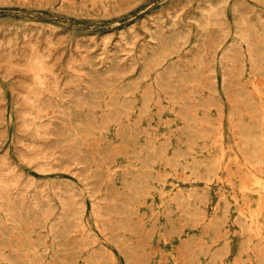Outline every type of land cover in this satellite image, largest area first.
Wrapping results in <instances>:
<instances>
[{
    "label": "rangeland",
    "instance_id": "374dc122",
    "mask_svg": "<svg viewBox=\"0 0 264 264\" xmlns=\"http://www.w3.org/2000/svg\"><path fill=\"white\" fill-rule=\"evenodd\" d=\"M263 75L264 0H0V264H264Z\"/></svg>",
    "mask_w": 264,
    "mask_h": 264
},
{
    "label": "bare ground",
    "instance_id": "6f19581e",
    "mask_svg": "<svg viewBox=\"0 0 264 264\" xmlns=\"http://www.w3.org/2000/svg\"><path fill=\"white\" fill-rule=\"evenodd\" d=\"M263 76H264V75H263ZM260 97H261V96H260ZM245 112H247V111H245ZM249 113H250V112H249ZM253 113H254V112H252V114H253ZM244 114H245V113H244ZM247 114H248V113H247ZM255 114H256V113H255ZM259 114H260V113H259ZM245 115H246V114H245ZM250 115H251V114H250ZM253 115H254V114H253ZM257 115H258V114H257ZM251 116H252V115H251ZM251 116H250V117H251ZM262 116H263V115H262ZM255 117H256V116H255ZM247 118H249V117H247ZM252 118H253V117H252ZM252 118H251V119H252ZM249 119H250V118H249ZM256 119H258V118H255V119H254L255 122H256ZM263 119H264V118H263ZM248 121H249V120H248ZM252 121H253V119H252ZM257 122H258V121H257ZM259 123H260V122H259ZM255 124H256V123H255ZM257 124H258V123H257ZM262 124H263V122L261 123V125H262ZM261 129H263V128L261 127ZM261 132H262V131H261ZM259 138H260V137H259ZM263 142H264V141H263ZM263 142H262V143H263ZM221 148H222V147H221ZM162 149H163V148H162ZM262 149H263V147H262ZM219 150H220V149H219ZM224 150H225V149H224ZM224 150H223V151H224ZM151 151H152V150H151ZM153 151H154V150H153ZM158 151H159V150H158ZM162 151H163V150H162ZM220 151H221V150H220ZM262 152H263V151H262ZM155 154H156V153H155ZM157 154H158V153H157ZM159 154H160V153H159ZM153 155H154V154H153ZM161 155H162V154H161ZM223 155H224V153H223ZM148 156H149V155H148ZM158 156H159V155H158ZM218 156H219V155H218ZM152 157H153V156H152ZM155 157H156V155H155ZM155 157H154V159H155ZM159 157H160V156H159ZM144 158H146V156H145ZM150 158H151V156H150ZM157 158H158V157H157ZM157 158H156V159H157ZM138 159H139V158H138ZM140 159H141V158H140ZM147 159H149V158H147ZM156 159H155V160H156ZM145 160H146V159H145ZM145 160H144V161H145ZM155 160H154V161H155ZM162 160H163V159H162ZM262 160H263V159H262ZM139 161H140V160H139ZM150 161H151V160H150ZM154 161H153V162H154ZM159 161H160V160H159ZM140 162H141V161H140ZM147 162H148V161H146V163H147ZM155 162H156V161H155ZM166 162H168V161H166ZM121 163H122V162H121ZM141 163H142V162H141ZM160 163H161V162H160ZM164 163H165V162H164ZM171 163H172V162H171ZM177 163H178V162H177ZM119 164H120V163H119ZM148 164H149V163H148ZM150 164H151V163H150ZM155 164H156V163H155ZM158 164H159V163H158ZM162 164H163V163H162ZM168 164H169V163H168ZM174 164H175V163H174ZM219 165H220V164H219ZM140 166H141V165H140ZM150 166H151V165H150ZM163 166H164V165H163ZM165 166H166V165H165ZM199 166H200V165H199ZM260 166H261V165H260ZM262 166H263V165H262ZM156 167H157V166H156ZM167 167H168V166H167ZM169 167H170V166H169ZM144 168H145V167H144ZM144 168H143V169H144ZM164 168H165V167H164ZM171 168H172V167H171ZM186 168H187V167H186ZM188 168H190V166H189ZM197 168H198V167H197ZM260 168H261V167H260ZM260 168H259V169H260ZM143 169H142V170H143ZM153 169H154V167H153ZM169 169H170V168H169ZM173 169H175V166H174ZM176 169H177V168H176ZM179 169H180V168H179ZM220 169H221V168H220ZM263 169H264V168H263ZM114 170H115V169H114ZM161 170H162V169H161ZM184 170H186V169H184ZM190 170H191V169H190ZM196 170H197V169H196ZM198 170H199V168H198ZM198 170H197V172H198ZM146 171H147V170H146ZM157 171H158V170H157ZM169 171H170V170H169ZM169 171H168V172H169ZM172 171H173V170H172ZM211 171H212V170H211ZM249 171H250V170H249ZM249 171H248V172H249ZM143 172H144V170H143ZM143 172H142V173H143ZM153 172H154V171H153ZM153 172H152V173H153ZM161 172H162V171H161ZM166 172H167V171H166ZM184 172H185V171H184ZM194 172H195V171H194ZM221 172H222V171H221ZM250 172H251V171H250ZM163 173H164V172H163ZM173 173H174V172H173ZM181 173H183V172H181ZM198 173H199V172H198ZM204 173H206V172H204ZM211 173H212V172H211ZM257 173L259 174L258 171H257ZM144 174H145V173H144ZM175 174H176V172H175ZM175 174H174V175H175ZM177 174L179 175V173H177ZM199 174H200V173H199ZM166 175H169V174L166 173ZM181 175H182V174H181ZM189 175H191V174H189ZM202 175H203V174H202ZM206 175H207V174H206ZM246 175H247V174H246ZM163 176H164V175H163ZM172 176H173V175H172ZM250 176H251V175H250ZM263 176H264V172H263ZM157 177H158V175H157ZM159 177H160V175H159ZM161 177H162V176H161ZM165 177H168V176H165ZM169 177H170V176H169ZM184 177H185V176H184ZM186 177H187V175H186ZM186 177H185V179H186ZM190 177H191V176H190ZM195 177H197V176H195ZM222 177H223V176H222ZM224 177H225V176H224ZM247 177H249V175H247ZM193 178H194V177H193ZM252 178H253V177H252ZM159 179H160V178H159ZM245 179H246V178H245ZM258 179H259V178H258ZM162 180H163V179H162ZM175 180H176V179H175ZM183 180H184V179H183ZM183 180H182V181H183ZM203 180H204V179H203ZM221 180H222V179H221ZM236 180H237V179H236ZM240 180H242V179H240ZM260 180H261V179H260ZM263 180H264V179H263ZM155 181H156V180H155ZM158 181H159V180H158ZM165 181H166V180H165ZM179 181H180V179H179ZM191 181H192V180H191ZM212 181H213V180H212ZM212 181H211V182H212ZM254 181H255V180H254ZM188 182H190V181H188ZM222 182H223V181H222ZM233 182H234V181H233ZM209 183H210V182H209ZM224 183H225V182H224ZM228 183H229V182H228ZM241 183H242V182H241ZM245 183H246V182H245ZM245 183H243V184H245ZM252 183H253V182H252ZM252 183H251V184H252ZM156 184H157V183H156ZM166 184H167V183H165V185H166ZM220 184H221V182H220ZM239 184H240V183H239ZM254 184H255V183H254ZM254 184H253V185H254ZM149 185H150V184H149ZM161 185H162V184H161ZM163 185H164V184H163ZM169 185H170V183H169ZM213 185H215V183H214ZM217 185H218V184H217ZM221 185H223V184H221ZM236 185H237V184H236ZM256 185H257V184H256ZM145 186H146V185H145ZM172 186H173V185H172ZM241 186H242V185H241ZM157 187H158V186H157ZM181 187H182V186H181ZM183 187H184V186H183ZM196 187H197V186H196ZM208 187H209V186H208ZM258 187H261V190H262V186H258ZM144 188H145V187H144ZM152 188H153V187H152ZM152 188H150V189H152ZM178 188H179V187H178ZM187 188H188V187H187ZM187 188H186V189H187ZM189 188H190V187H189ZM189 188H188V189H189ZM209 188H210V187H209ZM216 188H218V187H216ZM245 188H246V187H245ZM251 188H252V187H251ZM186 189H185V190H186ZM190 189H191V188H190ZM192 189H193V188H192ZM202 189H203V188H202ZM221 189H222V188H221ZM230 189H232V188H230ZM242 189H243V188H242ZM147 190H148V189H147ZM204 190H205V189H204ZM218 190H219V189H218ZM243 190H244V189H243ZM246 190H248V188H247ZM259 190H260V188H259ZM190 191H191V190H190ZM219 191H220V190H219ZM222 191H223V190H222ZM231 191H232V190H231ZM239 191H240V189H239ZM239 191H238V192H239ZM241 191H242V190H241ZM241 191H240V192H241ZM249 191H251V189H250ZM252 191H253V190H252ZM252 191H251V192H252ZM262 191H263V190H262ZM147 192H148V191H147ZM157 192H158V191H157ZM209 192H210V191H209ZM227 192H228V191H227ZM251 192H250V193H251ZM152 193H153V192H152ZM152 193H151V194H152ZM183 193H184V192H183ZM183 193H182V194H183ZM221 193H222V192H221ZM254 193H255V192H254ZM151 194H150V197H151ZM153 194L155 195V193H153ZM184 194H185V193H184ZM214 194H215V192H214ZM257 194H259V193L257 192ZM215 195H216V194H215ZM215 195H214V196H215ZM222 195H223V194H222ZM235 195H236V194H235ZM247 195H248V194H247ZM185 196H186V195H185ZM242 196H243V195H242ZM259 196H261V195H259ZM230 197H231V196H230ZM235 197H236V196H235ZM263 197H264V196H263ZM155 198H156V197H155ZM187 198H188V197H187ZM222 198H223V197H222ZM232 198H233V197H232ZM258 198H259V197H258ZM163 199H164V198H163ZM219 199H221V198H219ZM223 199H224V198H223ZM244 199H245V198H244ZM184 200H185V199H184ZM233 200H234V199H233ZM245 200H247V199H245ZM255 200H256V199H255ZM260 200H261V199H260ZM260 200H259V201H260ZM159 201H161V200H159ZM166 201H167V200H166ZM218 201H219V200H218ZM250 201H252V200L250 199ZM157 202H158V201H157ZM163 202H164V201H163ZM216 202H217V201H216ZM227 202H228V201H227ZM234 202L237 203V201H234ZM242 202H243V201H242ZM242 202H241V203H242ZM229 203H230V202H229ZM245 203H246V202H245ZM245 203H244V204H245ZM163 204H164V203H163ZM163 204H162V205H163ZM237 204H238V203H237ZM259 204H260V203H259ZM228 205H229V204H228ZM231 205H232V204H231ZM231 205H230V206H231ZM249 205H250V204H249ZM239 206H240V204H239ZM243 206H244V205H243ZM258 207H259V206H258ZM242 208H243V207H242ZM242 208H240V209H242ZM246 208H247V207H246ZM256 208H257V206H256ZM238 209H239V208H238ZM238 209H236V210H238ZM240 209H239V211H240ZM250 209H251V208H250ZM252 209H253V208H252ZM258 209H259V208H257V211H258ZM227 210H228V209H227ZM242 210H243V209H242ZM244 210H245V209H244ZM248 210H249V208H248ZM248 210H247V211H248ZM253 211H255V210L253 209ZM249 212H250V210H249ZM259 212H260V211H259ZM254 213H255V212H254ZM254 213H253V214H254ZM256 213H257V212H256ZM159 214H160V213H159ZM237 214H238V213H237ZM240 214H241V212H240ZM240 214H239V216H240ZM257 214H258V213H257ZM235 215H236V214H235ZM248 215H250V214H248ZM251 215H252V214H251ZM251 215H250V218H252ZM258 215H259V214H258ZM243 217H244V216H243ZM246 217H247V216H246ZM246 217H244V218H246ZM178 218H179V217H178ZM178 218H177V219H178ZM254 218H256V216H255ZM257 218H258V216H257ZM158 220H159V219H158ZM178 220H179V219H178ZM255 220H256V219H255ZM251 221H252V220H251ZM178 222H179V221H178ZM255 222H257V221H255ZM234 223H236V222H234ZM175 224H176V223H175ZM178 224H179V223H178ZM256 224H257V223H256ZM235 225H236V224H235ZM250 225H251V224H250ZM260 225H261V224H260ZM159 226H160V225H159ZM236 226H237V225H236ZM251 226H252V225H251ZM251 226H249V227H251ZM162 227H163V226H162ZM256 227H257V226H256ZM159 228H160V227H159ZM229 229H230V228H229ZM241 229H242V228H241ZM248 229H249V228H248ZM234 230H235V229H234ZM250 230H251V229H250ZM252 230H253V229H252ZM252 230H251V231H252ZM256 230H257V229H256ZM235 231H236V230H235ZM248 231H249V230H248ZM251 231H250V232H251ZM253 232H254V230H253ZM229 234H230V233H229ZM233 234H235V233H233ZM233 234H232V235H233ZM242 234H243V233H242ZM158 235H159V234H158ZM243 235H244V234H243ZM255 235H256V234H255ZM257 235H258V234H257ZM156 237H157V236H156ZM242 237H243V236H242ZM163 238H164V237H163ZM163 238H162V239H163ZM229 239H230V238H229ZM249 239H250V238H249ZM249 239H248V240H249ZM240 240H241V239H240ZM163 241H164V239H163ZM166 242H167V240H166ZM159 243H160V242H159ZM161 243H162V242H161ZM163 243H165V242H163ZM232 243H235V242H232ZM159 247H160V246H159ZM233 252H234V251H233ZM168 255H169V254H168ZM171 256H172V255H171ZM230 262H231V261H230Z\"/></svg>",
    "mask_w": 264,
    "mask_h": 264
}]
</instances>
